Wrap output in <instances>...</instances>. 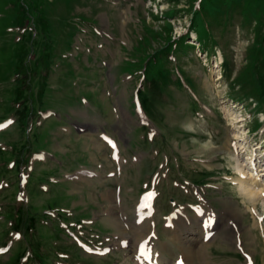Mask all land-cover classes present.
<instances>
[{
	"label": "rangeland",
	"instance_id": "1",
	"mask_svg": "<svg viewBox=\"0 0 264 264\" xmlns=\"http://www.w3.org/2000/svg\"><path fill=\"white\" fill-rule=\"evenodd\" d=\"M185 29L196 33L209 54L222 52L227 73L220 82L206 73L190 46L194 42L185 44ZM28 78L26 99L11 102L14 93L15 100L21 96L18 79ZM137 92L147 124L140 123ZM226 98L247 105L245 122L223 106L232 132L220 110ZM262 114L264 0H0V124H8L0 129V245L13 243L0 254V264H135L130 248L87 256L65 240L80 227L71 221L89 218L96 222L89 226L116 249L112 242L124 230L110 213L117 205L114 187L120 185L124 210L132 214L136 197L159 170L161 264L179 253L188 256V248L194 251L187 257L191 264H247L244 251L253 264H264V205L232 183L238 174L234 153L231 158V136L235 149L239 142L235 123L242 120L256 132ZM99 133L116 140L119 163L109 160ZM254 137L248 139L252 146H264V132ZM38 152L46 160L31 165ZM12 161L17 166L10 168ZM26 164L33 167L23 168L27 182L20 187ZM85 168L98 170V178L81 177ZM115 169L121 173L107 176ZM173 181H181L182 191L205 185V202L218 217L208 242L188 247L183 234V251L160 217L170 210L171 198L195 199ZM128 232L123 235L131 243Z\"/></svg>",
	"mask_w": 264,
	"mask_h": 264
},
{
	"label": "bare ground",
	"instance_id": "2",
	"mask_svg": "<svg viewBox=\"0 0 264 264\" xmlns=\"http://www.w3.org/2000/svg\"><path fill=\"white\" fill-rule=\"evenodd\" d=\"M192 46H195V45H192ZM219 58H220V55H219ZM236 121H237V118H236ZM241 123H242V120L237 121L235 123L238 128L236 138L239 141L238 144H236V149H235L236 151L234 152L235 160L237 163L236 170L238 174V179L236 180V184L239 186V190L244 197H246L247 199L255 203H257L258 201H261L264 205V168L256 170L257 168L256 163H259V160L257 159L258 160L257 161L252 156H249L247 154H245V156H247L246 161L242 160V157L244 156L242 155L243 154L242 151L245 148V145H244L245 143L242 142V137H244L243 135L246 134V132L242 129V126H239ZM113 222H117V220L113 219ZM177 222L178 220L175 221V223ZM184 229H186L188 232L192 230V228L189 229L188 227ZM179 230L174 229L173 231H171V234H172L171 238L174 237V238L182 239L181 237H179L181 235V233H179ZM200 236H202V234ZM187 238H189V240H192V242L194 241L193 236L191 235ZM185 239L186 238H184V240ZM188 250H191V251L187 252L188 256L186 257H191V255L194 254L193 248H188ZM187 260L191 262V258H187Z\"/></svg>",
	"mask_w": 264,
	"mask_h": 264
},
{
	"label": "snow or ice",
	"instance_id": "3",
	"mask_svg": "<svg viewBox=\"0 0 264 264\" xmlns=\"http://www.w3.org/2000/svg\"><path fill=\"white\" fill-rule=\"evenodd\" d=\"M109 143H111V141H109ZM113 147H115V145H113ZM89 251H91V250H89ZM141 254L142 255L144 254V249L143 248L141 249Z\"/></svg>",
	"mask_w": 264,
	"mask_h": 264
}]
</instances>
